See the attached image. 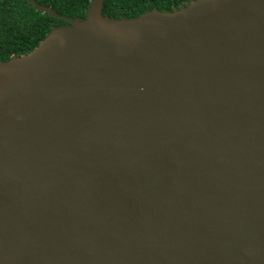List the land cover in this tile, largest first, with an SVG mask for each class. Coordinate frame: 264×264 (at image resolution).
<instances>
[{"label":"water","instance_id":"1","mask_svg":"<svg viewBox=\"0 0 264 264\" xmlns=\"http://www.w3.org/2000/svg\"><path fill=\"white\" fill-rule=\"evenodd\" d=\"M30 1L66 23L0 60V264H264V0Z\"/></svg>","mask_w":264,"mask_h":264},{"label":"trees","instance_id":"2","mask_svg":"<svg viewBox=\"0 0 264 264\" xmlns=\"http://www.w3.org/2000/svg\"><path fill=\"white\" fill-rule=\"evenodd\" d=\"M73 18L86 17L91 0H36ZM190 0H104L103 14L120 18L136 17L146 11L173 10ZM66 23L37 9L30 0H0V60L34 49L52 30Z\"/></svg>","mask_w":264,"mask_h":264}]
</instances>
